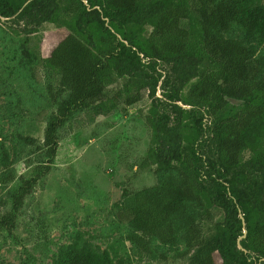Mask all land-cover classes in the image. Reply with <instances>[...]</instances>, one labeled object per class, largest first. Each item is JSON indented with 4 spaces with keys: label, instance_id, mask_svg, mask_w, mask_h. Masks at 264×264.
<instances>
[{
    "label": "trees",
    "instance_id": "obj_1",
    "mask_svg": "<svg viewBox=\"0 0 264 264\" xmlns=\"http://www.w3.org/2000/svg\"><path fill=\"white\" fill-rule=\"evenodd\" d=\"M1 18L26 34L47 22L69 31L42 58L59 75L57 88L48 87L56 110L40 147L50 162L59 129L78 112L109 100V111L120 102L133 105L146 94L152 100V146L140 168L170 173L123 192L118 216L132 228L127 239L136 253L153 257L159 242L174 247L173 257L185 264H264L263 0H0ZM234 26L242 38L226 35ZM118 81L121 87L108 91ZM186 133L196 136L186 141ZM41 168L21 177L0 232L14 228L49 167ZM245 228L246 251L238 246ZM53 264L114 262L108 249L78 231Z\"/></svg>",
    "mask_w": 264,
    "mask_h": 264
},
{
    "label": "rangeland",
    "instance_id": "obj_2",
    "mask_svg": "<svg viewBox=\"0 0 264 264\" xmlns=\"http://www.w3.org/2000/svg\"><path fill=\"white\" fill-rule=\"evenodd\" d=\"M20 29L0 19V217L11 209L21 177L35 175L44 165L49 168L34 183L14 228L0 232V264H53L60 246L71 242L78 231L108 249L114 264H185L173 257L174 247L159 242L153 245V257L136 253L127 239L132 228L118 216L125 189L155 185L170 173L157 165L140 168L152 146L147 120L152 100L146 94L133 105L120 102L109 111V100L78 112L59 129L57 153L50 162L46 149L40 147L56 110L48 87L57 88L59 75L46 68L42 58L69 31L49 22L31 34ZM151 30L146 28L147 33ZM226 35L243 37L237 26ZM121 84L109 85L108 91ZM20 135L35 140L27 143ZM195 136L186 133V141ZM249 155L247 150L245 157ZM10 174L13 180L3 182Z\"/></svg>",
    "mask_w": 264,
    "mask_h": 264
},
{
    "label": "water",
    "instance_id": "obj_3",
    "mask_svg": "<svg viewBox=\"0 0 264 264\" xmlns=\"http://www.w3.org/2000/svg\"><path fill=\"white\" fill-rule=\"evenodd\" d=\"M231 102H233V103H237L238 101L236 100V99H234V98H228ZM241 215V217H242V219H243V222H244V217H243V215L242 214H240ZM245 224V223H244ZM247 235V229L245 228L244 229V234L242 235V236H240L239 237V239H238V246H239V248H241V249H243V250H245V248L242 246V244H241V239L243 238V237H245ZM246 251V250H245Z\"/></svg>",
    "mask_w": 264,
    "mask_h": 264
},
{
    "label": "clouds",
    "instance_id": "obj_4",
    "mask_svg": "<svg viewBox=\"0 0 264 264\" xmlns=\"http://www.w3.org/2000/svg\"><path fill=\"white\" fill-rule=\"evenodd\" d=\"M160 91V90H159Z\"/></svg>",
    "mask_w": 264,
    "mask_h": 264
}]
</instances>
